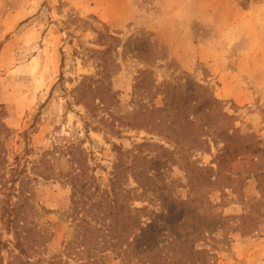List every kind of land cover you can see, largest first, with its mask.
Segmentation results:
<instances>
[{
	"label": "rangeland",
	"instance_id": "374dc122",
	"mask_svg": "<svg viewBox=\"0 0 264 264\" xmlns=\"http://www.w3.org/2000/svg\"><path fill=\"white\" fill-rule=\"evenodd\" d=\"M0 101L31 262L264 264V0H0Z\"/></svg>",
	"mask_w": 264,
	"mask_h": 264
},
{
	"label": "trees",
	"instance_id": "16d2710c",
	"mask_svg": "<svg viewBox=\"0 0 264 264\" xmlns=\"http://www.w3.org/2000/svg\"><path fill=\"white\" fill-rule=\"evenodd\" d=\"M6 118L7 111L5 105L0 101V251L2 248H4L6 252H10V247L12 246L18 254H16V256L15 253L12 252L13 256H11V258L8 260L7 264H14V258L18 260L17 262L19 264H40L39 262H31L29 254L31 247H26V244H31L33 239H35L34 235L39 234V232H37L38 228L34 222L28 219V213L30 212L29 202L31 199V193L27 191L30 184L27 167H21L19 164H10L8 162V157L3 144L4 138H6L10 133V128L5 123ZM17 160L18 158L15 157L14 161L17 162ZM30 169H32V167ZM36 175L40 177L44 176L42 172H38ZM73 179H75V174L73 175ZM15 198L17 200L13 201ZM17 208L22 209L17 210ZM122 220L123 218L118 219L119 223L122 224ZM88 226L91 228H87L85 225L80 226L83 229L82 237L87 236L86 234L88 232H92V226H90V224H88ZM122 228H125V223L123 224ZM109 229L110 231H117L114 218ZM4 231L6 234L13 233V240H4ZM96 231L98 232L99 229H96ZM111 235L112 238L109 239H117L116 236L112 234V232ZM107 236L108 235H106V237ZM119 237V240L121 239L122 242L125 243L124 246L126 248L132 247L131 245L134 243V241L137 243L141 239L138 237L137 232H133L132 234H128L126 236H123L122 233L119 235ZM93 239H95L94 241L97 242L101 238L100 236H97ZM108 242H110V240H108ZM77 243H79V241ZM185 244L192 248V250L195 247V242L193 245L192 241H188ZM81 247L85 249L83 245ZM119 248L121 249V247ZM177 254V252H171L169 254L168 259L171 264H180L179 260L183 261L181 258H177ZM184 259V264H188V258L184 257ZM4 262L5 261L3 257L0 256V264H4Z\"/></svg>",
	"mask_w": 264,
	"mask_h": 264
}]
</instances>
